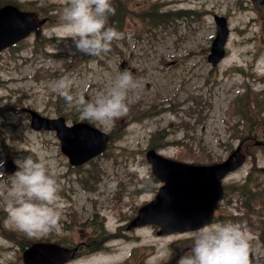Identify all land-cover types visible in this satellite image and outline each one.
<instances>
[{"label":"rangeland","instance_id":"obj_1","mask_svg":"<svg viewBox=\"0 0 264 264\" xmlns=\"http://www.w3.org/2000/svg\"><path fill=\"white\" fill-rule=\"evenodd\" d=\"M4 1L0 0V3ZM17 1H36L34 5L39 11L50 4L68 3V0ZM125 1L130 9L141 15L137 16L139 19L145 14L164 15L168 23L151 27L146 22L126 18L125 34L115 40L117 48L112 47L107 54L89 62H85L80 53L73 55L75 49L70 38L51 43L48 50L53 56L43 55L44 50L36 53L33 50L36 34L15 51L8 50L0 55V161L14 162L32 155L34 160L54 162L63 208L60 209L59 230L45 237L65 245L81 241L92 245L67 264H177L193 244L186 235L188 232L158 236V229L153 226L131 231H127L126 226L121 228L127 225L126 217L154 197V191L136 193L141 187L140 179L148 177L150 172L145 154L152 133L163 130L164 136L171 141L181 139L193 142L194 146L200 145L197 160L185 150L189 145L186 143H173L160 150L167 157L179 158L184 154L188 161L198 163L223 160L240 143V138L232 139L229 128L234 123L238 129L239 99L250 94L251 104H264V0ZM215 14L228 19L230 36L226 58L213 68L207 56L216 34ZM59 24L55 22L44 28L41 35L68 38L60 31ZM126 70L142 84L135 95L138 96L136 101L143 103V109L157 103V110L162 105H173L182 111H167L130 124L124 118L121 137L112 142L106 155L98 158L93 166L88 165L91 173L95 174L96 166L99 171L96 179L89 180L85 190L77 181L79 175L68 173L70 164L61 152L55 132L32 129L25 109L55 118L59 116L57 98L61 97L56 85L61 78L68 77L72 81L73 95L94 98L106 92ZM192 97L200 98L199 105L205 103L202 116L199 113L189 116L185 112L194 103ZM62 111L71 116L68 106ZM184 119L196 126L195 129H181ZM259 121L264 127V112ZM97 126L116 133L115 122L107 128ZM186 135L195 137L194 141ZM251 152L250 161L225 180L230 188H234V183H243L254 169H264V150L253 149ZM88 166L85 169H89ZM5 167L6 164L0 168V231L2 228L19 231L7 222L4 211L10 200L8 192L13 174L18 169L7 173ZM113 182L115 188L109 190L108 185ZM118 191L121 198H116ZM94 209L101 218H89ZM237 214L235 208L224 202L220 208L223 219L215 223L233 222L231 217ZM101 219H106L108 231L118 233L114 236L116 239L106 243L105 239L96 238L94 221L100 223ZM65 221L70 222L67 229H64ZM248 231L254 252L251 264H264L262 237L256 230ZM11 237L15 243L0 234V264H24L20 247L22 238L18 234ZM102 245H106V249L96 252Z\"/></svg>","mask_w":264,"mask_h":264},{"label":"clouds","instance_id":"obj_2","mask_svg":"<svg viewBox=\"0 0 264 264\" xmlns=\"http://www.w3.org/2000/svg\"><path fill=\"white\" fill-rule=\"evenodd\" d=\"M115 12L111 0H68L61 15L60 31L72 40L73 55L99 57L111 50L113 41L120 38L117 29L109 23ZM56 87L68 107H76L80 120L107 128L127 116L142 84L126 70L106 92L90 101L83 95L72 94V81L68 77L61 78ZM5 164L0 161V168ZM14 164L18 170L8 192L7 222L29 238H42L58 231L63 202L54 162L34 160L28 155L14 160ZM114 188V182L108 185L109 190ZM186 235L193 244L177 264H251V235L242 224L209 223Z\"/></svg>","mask_w":264,"mask_h":264},{"label":"water","instance_id":"obj_3","mask_svg":"<svg viewBox=\"0 0 264 264\" xmlns=\"http://www.w3.org/2000/svg\"><path fill=\"white\" fill-rule=\"evenodd\" d=\"M36 14L22 12L13 5L0 9V51L25 37L41 26ZM218 26L209 60L213 65L225 56V44L229 29L224 17L216 16ZM32 114V126L36 129H53L61 140L62 151L70 162L80 165L103 152L108 136L85 123L67 127L64 118L50 120L36 112ZM155 175L165 185L156 199L143 206L129 228L155 224L161 226L159 234L196 229L213 218L214 204L223 197L222 179L245 161L239 146L223 162L210 166H195L163 158L150 151L147 154ZM13 169V168H12ZM71 250L56 244H35L24 252L26 264H63L70 258Z\"/></svg>","mask_w":264,"mask_h":264},{"label":"trees","instance_id":"obj_4","mask_svg":"<svg viewBox=\"0 0 264 264\" xmlns=\"http://www.w3.org/2000/svg\"><path fill=\"white\" fill-rule=\"evenodd\" d=\"M112 6L115 8L116 12L114 16H110L109 23L117 29V31H121L124 26V21L126 18H133L135 16H141L138 15L136 10L133 8L130 9L128 6V2L125 0H111ZM68 4L62 6L58 13L56 14V17L61 21V15L63 12V8L66 7ZM168 16V15H167ZM154 18L153 16H151ZM166 20L165 17H155L154 20L163 21ZM251 95H245L240 99L239 105H238V113L241 115V118L244 120L243 125L241 127V131H246L249 136L255 135V134H263L264 133V127L260 123V116H262V112L264 111V108L261 107L264 104L263 103H256L251 104L250 103ZM90 101V100H89ZM134 118L136 117L135 114H133ZM240 131V129L238 130ZM248 136V135H247ZM195 153L194 151H192ZM198 158L197 155H195V160ZM263 184L260 185H252L250 184V181H248L246 184L240 185L237 187V195L240 197L239 201L242 207H244L246 214L245 216L248 217V219L245 217L238 218L236 220V223L242 224L243 222L252 220L251 214H263L264 212V187ZM234 190V188H230L227 186L226 188V195H230L231 192ZM241 217V216H239ZM98 223L96 220L94 221V226L96 230L104 231V224L103 220L99 221ZM28 237H23L20 240V243L22 247H25L29 245L31 242ZM32 241V240H31Z\"/></svg>","mask_w":264,"mask_h":264}]
</instances>
